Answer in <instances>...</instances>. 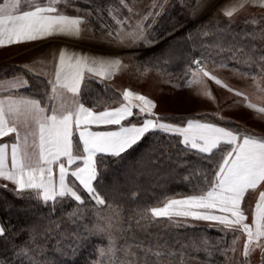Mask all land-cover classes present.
I'll return each mask as SVG.
<instances>
[{"label":"snow or ice","instance_id":"6c2138e0","mask_svg":"<svg viewBox=\"0 0 264 264\" xmlns=\"http://www.w3.org/2000/svg\"><path fill=\"white\" fill-rule=\"evenodd\" d=\"M248 3L264 6V0H244L230 7L226 15L231 18L238 7ZM157 6L163 11V5H157L154 0L148 16L159 15L155 12ZM207 6L197 0V8ZM128 11L133 13L131 7ZM91 16L92 11L80 9L75 0H4L0 3V45L35 42L52 36L79 38L88 30L86 25ZM120 25L107 32L110 43L147 41L142 22L126 27L122 20ZM217 31L221 36L229 34L239 39L238 33L232 32L228 25ZM201 32L209 35L204 29ZM259 34L264 38V28ZM204 48V54L191 60L185 69V77L195 76L201 83H206L205 78L210 77L264 116V106L251 103L244 91L230 86L214 72V66H228L226 60L217 65L214 59L216 50L224 51L221 43L205 44ZM235 51L233 45L229 49L233 57ZM30 63L21 67L27 71ZM41 63L50 66L45 74L51 91L46 89L44 95H13L22 86H30L24 75L0 80V92L7 93L0 94V138H4L0 142V177L14 183L11 191L18 199L50 207L52 213L58 204L75 203L77 213L71 215L80 217L83 216L80 207L86 197L94 202V207L110 206L108 193L101 189V176L107 170V162H122L151 136L153 140L146 145L145 154L155 157L157 163L179 162L186 168L192 167L189 160L192 157L197 164L198 183L192 185L189 194L166 197L162 206H138L135 212L149 222L167 218L170 224L193 228L200 227V221L215 222L209 226L225 235H233L232 247L225 252L235 254L238 234L245 236L240 257L229 258L234 264H248L256 250L260 251V264H264V134H256L219 112L162 114L156 111L157 104L149 96L129 88L120 93V101L94 110L96 105L89 106L83 97L82 85L116 73L123 62L115 55L73 51L62 46L53 51L51 60ZM245 63L249 66L246 71L242 72L239 67H234L233 71L251 76L254 83L264 77V55L257 60L253 53ZM257 67L259 76L253 70ZM204 95L216 100L211 90ZM209 116L217 119H209ZM258 186L259 195L249 223L245 207L247 194L258 190ZM0 187L7 188V185ZM32 211H36L35 206ZM115 230L125 231L113 222L96 224L85 229L86 236L82 239L91 238L88 233H106L108 244L99 250V255L107 258V264H127L126 258L116 255ZM38 231L35 224L10 228L0 225V237L5 238L4 251L8 253L7 256L0 254V264H63L61 259L47 257L46 244L43 249L39 248L33 238ZM53 233L52 228L39 231L41 236ZM21 236L24 239H20ZM137 247L144 254L142 264H153L152 255H161L153 253V247H159L158 244L144 248L140 243ZM129 254L139 259L136 252L126 251L125 257ZM37 256L40 258H35Z\"/></svg>","mask_w":264,"mask_h":264},{"label":"trees","instance_id":"16d2710c","mask_svg":"<svg viewBox=\"0 0 264 264\" xmlns=\"http://www.w3.org/2000/svg\"><path fill=\"white\" fill-rule=\"evenodd\" d=\"M118 1L81 0L79 3L83 9L91 10L96 16L101 14L104 18H108L110 10L119 7ZM190 2L191 5L192 0ZM96 9L100 11L97 12ZM169 11L168 16L163 14L160 16L161 19L157 18L161 23L158 29L159 33L157 36L155 35L157 40L154 44L128 52L132 55L131 62L144 67H148L151 63L166 67L174 59V53L178 55L177 58L181 62L185 59L190 61L192 58L201 56L200 51L205 44L214 45L217 42L221 43L224 51L215 52V57L228 55L232 59L229 49L233 45L237 49L245 42L249 41L254 44L257 41L252 37L253 32L244 30L240 23L232 25L225 21H220L219 25L212 26L211 30L214 27L224 28L225 25H228L232 32L241 35L238 41L229 34L221 36L218 31H215L217 34L215 39L208 37L205 40H202L201 37L198 39V31H201L203 27L207 29L205 22L208 21L206 17L212 18L210 13H206L205 10L196 17H192L188 9L177 3L170 6ZM200 24L202 25L200 26ZM249 33L251 35H248ZM218 36H221L222 39H219ZM242 46L240 48L242 51L235 58L237 62L247 59L246 48ZM175 63L177 64V62ZM28 80L30 86L18 93L25 96L44 95L45 90H48L47 82L40 77ZM82 87L83 97L89 106H92L93 103L96 105L98 100L107 104V101L112 99L108 96V92H114L110 85L100 83L96 79L89 80ZM103 106H99V110H102ZM215 119L217 117L214 116L213 120ZM237 123L241 125L239 122ZM152 140L153 137L149 136L122 162L117 163L114 160L107 162V170L101 176V189L108 193L110 206L94 207V202L88 201L86 197V202L80 207V211L83 212L82 217L71 215L77 213V205L71 202L64 205L58 204L55 212L52 213L50 207L34 205V202L27 199H18L11 191L14 188L0 187V225L10 228L12 225L20 227L23 224H35L39 231L52 228L53 234L41 236L38 231L33 238L40 249H43L45 244L47 245L46 255L48 258L61 259L63 264H89L90 261L91 264H107V258H102L99 255V250L108 244L107 234L88 233L87 235L91 238L82 239V237L86 236L85 229L109 222L117 223L125 229L123 233L115 230L114 236L116 255L119 258H126L127 264H142L144 254L142 249L137 247L140 243L144 248L159 245V247H153V253H161L159 256L152 255L153 264H188L189 259L211 264L222 262L228 254V251L224 250L229 248L232 239L231 233L225 235L216 228L204 224L195 228L174 225L170 224L167 218H155L149 222L135 212L138 206L150 208L166 197L189 194L192 185L198 183L197 164L192 157H189L192 167L186 168L179 162L171 163L165 160L157 163L155 157L146 155V145ZM34 206L35 212L32 211ZM113 217L115 219L110 221V218ZM50 221L52 223H49ZM57 223L59 224L58 228ZM4 239V237H0V254L7 256L8 253L4 251L6 248ZM20 239H24V237L21 236ZM126 251L136 252L139 259L130 254L125 257ZM167 252H173L175 255L169 256L166 254ZM35 258L39 259L40 257Z\"/></svg>","mask_w":264,"mask_h":264},{"label":"rangeland","instance_id":"374dc122","mask_svg":"<svg viewBox=\"0 0 264 264\" xmlns=\"http://www.w3.org/2000/svg\"><path fill=\"white\" fill-rule=\"evenodd\" d=\"M79 1L75 0V4L82 10V6ZM4 0H0L3 3ZM244 0H199L201 5L208 4L207 7L197 8V0H192L190 5V0H155L157 5H163V11L157 6L155 12L159 15L148 16L149 11L152 8L154 0H119L118 6L110 10L108 18H104L103 15L97 14V16L92 12L89 23L86 25L87 31L84 32L82 37H66V36H52L45 40H39L35 42H23L12 45H0V80L10 78L14 75H24L28 76L27 79L33 80L34 78L40 77V79L47 82L48 76L45 74L50 70L49 65H44L41 62L49 61L52 58V53L64 46L73 51H83L91 52L93 54H103V55H115L122 60V67L113 74L109 76L97 78L96 80L100 83L110 85L114 92L109 91L108 96L112 99L107 101V105H113V102L120 101L121 95L124 88H129L134 92H140L141 94L149 96L157 104L156 111L165 114H193L200 111H207V113L219 112L220 115H228L232 117V120H237L241 122L244 127L252 130H257L258 133L264 132V116H261L256 110L251 109L243 101L242 97L232 94L230 97L229 91L223 88L221 85H217L214 81H211L210 77L205 78L206 83H201L196 79L195 76L189 75L188 78L185 77V69L190 64V61L183 60L182 62L177 58L178 55L174 53V59L168 63V65L162 66L156 63H151L148 67L142 65H137L135 62H131V52L135 49L141 47H148L154 44L157 40V36L160 27V16L165 14L168 16L169 7L177 3L188 9L189 14L192 17L203 13H210L212 18H207L205 25L209 35L204 36L201 31H198V39L201 37L202 40L208 38L215 39L218 27L212 26L219 25L220 21H225L227 24H241L244 30H251L253 32L252 37L257 39L256 43L251 44L249 41L245 42L243 45L246 48V58L252 56L255 53L256 59L259 56L264 55V38L259 34L260 29L264 28V6L252 5L251 3L245 4L242 8H237L233 13L232 17L229 18L226 15L227 10L235 5L243 3ZM127 5V7L125 6ZM64 7V5H61ZM128 7L133 9V13H129ZM120 8V9H119ZM68 10L72 12V8L69 7ZM74 14V13H73ZM209 15V16H210ZM148 16L147 19L145 17ZM127 17V19H125ZM159 18V19H157ZM206 18H204L206 20ZM108 19V20H106ZM215 19V20H214ZM124 21V26H135L137 22H142L145 25L146 34L148 36L147 41H142L138 43H125V44H115L110 43L107 38V32L116 30L120 28V21ZM255 21V23H253ZM233 22V23H232ZM202 24H200L201 26ZM204 26V24H203ZM251 34V33H250ZM222 39L221 36H218ZM241 35H239L240 39ZM155 38V39H153ZM234 40L238 41L233 37ZM208 42V41H206ZM211 42V41H210ZM245 44V45H244ZM241 45L238 51H235L234 57L232 55L216 56L217 65L221 60H226L228 62L227 67H215L214 72L218 77L230 86L235 87L241 91H244L249 98L251 103H256L259 106H264V77L254 83L251 76H243L235 71L234 67H239L240 70L246 71L248 65L244 62L246 59L237 62L236 55L239 56V52L242 51ZM242 46V47H243ZM237 48V49H238ZM182 51V50H181ZM219 50L216 52L218 53ZM201 55L204 54L205 48L201 49ZM242 56L243 53H241ZM177 58V59H176ZM236 60V61H235ZM177 62V64L175 62ZM26 62H31L29 64V69L25 71L21 65ZM233 63V64H232ZM175 64V65H172ZM235 64V65H234ZM257 72L259 76L258 67L253 69ZM35 73V74H34ZM35 76V77H33ZM27 86H22L19 91L26 88ZM48 91H51L48 85ZM119 90V92L117 91ZM208 90L215 95L217 98L215 101L207 98L204 93ZM18 92H14L17 95ZM0 94H7L0 92ZM119 96V97H116ZM104 101L98 100L97 106L94 110H99V106L106 105ZM103 108V107H102ZM209 111V112H208ZM214 116H209V119H213ZM229 119V118H228ZM4 138H0V142H3ZM0 184H6L11 188H15L14 183L7 181L6 179L0 177ZM259 195L258 190L253 192L249 191L247 194V202L245 207L248 214V222H251V212L255 205L256 199ZM179 196V195H178ZM166 202L163 199L160 203L155 206H162ZM153 207V206H152ZM199 224L210 225L215 222L200 221ZM239 235L238 241V251L234 254L228 251L227 256L222 262L216 264H234L229 258L235 255L239 258L243 251V241L245 236L243 234ZM233 235L229 248L232 247ZM188 264H211L201 261H195L192 259L188 260ZM248 264H260V251L256 250Z\"/></svg>","mask_w":264,"mask_h":264},{"label":"crops","instance_id":"0c3cea01","mask_svg":"<svg viewBox=\"0 0 264 264\" xmlns=\"http://www.w3.org/2000/svg\"><path fill=\"white\" fill-rule=\"evenodd\" d=\"M229 93H231V94H229V96L231 97L232 96V94H234V93H232V92H229ZM13 95H15L14 93H12ZM17 95H23V94H20V93H17ZM25 96V95H24ZM215 97L217 98V95L215 94ZM204 112H207V111H200V112H197V113H204ZM209 112V111H208ZM211 112H213V113H215L214 111H211ZM162 114H165V113H162ZM221 116H223V117H225V118H230V119H232V117H230V116H228V115H223V114H221ZM237 121V120H236ZM237 122H239V121H237ZM242 126H244L241 122H239ZM246 127V126H245ZM252 130V129H251ZM256 134H264V132H260V133H258L257 132V130H253ZM251 192H253L254 190H250Z\"/></svg>","mask_w":264,"mask_h":264}]
</instances>
